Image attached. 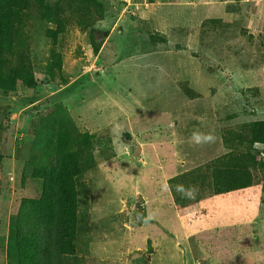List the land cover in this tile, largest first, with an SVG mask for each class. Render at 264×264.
I'll return each instance as SVG.
<instances>
[{
	"label": "trees",
	"instance_id": "trees-1",
	"mask_svg": "<svg viewBox=\"0 0 264 264\" xmlns=\"http://www.w3.org/2000/svg\"><path fill=\"white\" fill-rule=\"evenodd\" d=\"M179 1L167 0L157 8L154 0H146L155 11L173 5L195 8L178 5ZM136 2L137 0H133V4ZM196 2L198 0H195ZM124 3L117 1L116 9L112 10L113 6L105 0H0V166L8 159L7 151L13 134H22L18 141L22 142V149L17 151L16 155L20 157H17L16 161L23 165L21 185L29 184L30 194L34 193L32 197H21L16 212L8 220L6 239L0 241L1 251L6 254V264H100L97 263L98 258L108 257L102 239L100 242H94V237L100 229L93 223L95 199H92L96 195L98 161L116 159L121 151L120 146L113 148L111 138L88 131L86 126H81L78 120L71 116V109L63 97L72 82L65 73L68 64H62L61 56L50 51L52 63L43 71V79L37 78L30 30L33 27L36 34L41 30L45 41L55 45L66 37L70 28L76 26L81 32L86 31L89 51L97 58L100 39L106 34L96 28L95 24L105 19L107 11L120 12ZM218 4L220 9L216 8L214 1L204 5L203 7L210 9L205 15H215L206 19L198 18L194 24L198 30L204 27L208 36L214 35V39L209 41L207 46L208 49L216 50L217 57H224L229 53L223 50L226 45L230 46V49H236L235 57L240 52L247 54V67L254 71L255 75L251 80L252 85H248L250 88L240 87L234 93L236 96L229 94L222 102H219L221 98L218 97V87L213 86L209 90L205 85L207 80H211L214 85L213 78L209 76L214 72V68L206 66L203 61L200 66L193 61L190 63L189 70L196 72L195 75H173L176 78L173 87L182 98L170 106L169 113H174L173 109L180 108L182 111L178 115L181 116L187 110L190 115L197 114L198 121L204 125L198 126V121L193 120L195 122L192 123L193 121L187 119L184 123L177 122L168 127V136L171 135V139L175 140L171 141L173 150L181 148V152L186 156L172 159L181 163L188 161L184 169L188 166L191 169L185 172L202 166L207 168L213 203L222 204V199L228 197L235 199L246 190L258 192L257 206L264 216V151L260 148L264 146V119H251L257 109L264 113V2L262 0L261 7L257 8L253 26H248L244 18L248 3L240 0H219ZM138 18L140 17L134 16L128 19L131 20L129 29L136 32L134 45L142 49L141 55L162 52L160 46H153L144 39L158 38L157 35H161L158 32L159 26L155 24L153 27L146 21L140 25ZM205 20L211 24L204 26ZM88 21L91 22L84 30L82 27ZM137 23L139 26L134 29L132 26ZM195 38L196 36L192 39L188 37L186 44L195 46ZM169 42L165 35L162 44L159 40V44L167 48ZM55 69L58 70V79H55ZM77 72V67H74L68 73L73 75ZM197 75L201 82L198 85L202 88L200 92L191 89ZM45 83L55 84L56 88L60 85V88L55 89V94L39 104L40 97L44 95L37 93L36 89ZM214 94L218 96L212 101ZM201 98L209 99L210 103H201ZM41 105L44 106L43 109ZM32 116L37 121V126L32 127V135L27 139L26 135L31 132L29 127L23 129V126L26 119L31 118L33 121ZM16 118L19 125L14 131ZM189 141L192 142L190 149L187 148ZM197 146L200 150L194 152L193 149ZM111 156L112 158H109ZM119 166L121 168L124 165ZM182 173H169L166 180L171 200L169 204L173 208L184 210L181 213H185L187 219L198 218L196 213L206 206L197 204L190 190H186L182 182L185 173ZM255 178L260 179L258 185L252 184ZM180 188L183 191H178ZM134 198L127 197L126 204L128 203L129 207L130 203L139 199L138 196ZM119 206H114L107 213L108 224L113 226V230L116 229V222L123 228L119 221L121 216L116 213ZM145 211L146 208L138 203L136 209L127 211L130 215L125 216L136 226L152 229L151 226L156 225L160 228L156 223V216ZM226 215L224 210V219ZM84 217L86 224L83 223ZM161 220L162 218L159 219ZM227 224L226 220L218 223L221 227ZM204 229L205 227L199 228L193 233L203 232ZM164 230L165 227L162 228V231ZM171 237L172 233L170 234L168 229L159 235L158 240L151 235L149 241H152L151 244L166 242V245H170ZM86 240L88 242H85ZM157 247L160 249L162 246L159 244ZM218 255L226 256L225 253Z\"/></svg>",
	"mask_w": 264,
	"mask_h": 264
},
{
	"label": "rangeland",
	"instance_id": "rangeland-1",
	"mask_svg": "<svg viewBox=\"0 0 264 264\" xmlns=\"http://www.w3.org/2000/svg\"><path fill=\"white\" fill-rule=\"evenodd\" d=\"M105 1L113 6L112 10L116 9L117 1L125 2V5L120 12L107 11L105 19L95 24L96 28L106 34L100 39L97 58L89 51L86 31L81 32L76 26L70 28L66 37L55 45L45 41L41 30L37 34L33 27L30 30L32 58L37 78L42 80L43 71L52 63L50 51L61 56L62 64L65 66L68 64L65 73L72 82L63 97L71 109L69 110L71 116L77 119L81 126H86L88 131L111 138L113 148L117 149L120 146L121 151L116 159L98 161L97 165L99 169L96 195L92 199H95L93 223L98 225L100 232L96 233L95 237L93 234L92 237L94 242H100L102 239L105 244L103 248L107 250L108 255L98 258L97 263L264 264V216L257 206L258 192L246 190L235 199L223 198L222 204L218 202L216 207L201 208L196 213L198 218L192 221L186 220L181 212L171 207L166 185L169 173L178 175L183 172L186 175L182 176V182L194 199L199 200L211 194L207 168L202 166L185 172L191 169L189 166L184 169V165L187 166L189 162L181 163L172 159L186 156L181 152V148L173 150L171 141L175 140L171 139V135L168 136V127L177 122L184 123L187 119L190 122L199 120L197 114L190 115L187 110L181 116L178 115L182 111L180 108H175L174 113H169L170 106L182 98L173 87L176 80L173 75L176 73L178 76L195 75L196 72L189 70L190 63L193 61L200 66L203 61L206 66L214 68V72L209 75L213 78L214 85L211 80H207L205 85L209 90L217 86L220 93L219 96L214 94L211 100L214 101L218 96L221 98L219 102H222L229 94L236 96L234 93L240 87L248 89L250 88L248 85H252L251 80L255 74L247 67L248 55L240 52L235 57L236 49H230L227 45L223 50L229 53L224 57H217L216 50L208 49V42L214 39V35H211L213 38L208 36L204 27L200 31L194 23L198 18L206 19L215 14L205 15L210 9L203 7L201 2H197L194 9L173 5L155 11L146 0H137L136 4H133V0ZM166 1L154 0V3L159 8ZM213 1L217 5L216 8L220 9L219 0H209V3ZM261 1L253 0L248 3L244 15L248 26H253L252 21L257 14V8L261 7ZM182 4L184 3L181 0L180 5ZM134 16L140 17L137 20L140 25L146 21L153 27L155 24L159 26L158 32L161 35H157L158 38L144 39L153 46L154 44L156 47L160 46L162 52L141 55L142 49L133 42L136 32L129 29L131 20L128 18ZM259 16L261 17V14ZM121 17L123 18L120 19ZM206 21L203 23L204 26L211 24ZM90 22H85L82 28L86 30ZM139 24L130 26L135 29ZM163 35L170 40L169 48L161 45ZM195 36V46L186 44L188 37L192 39ZM74 67H77L78 72L70 75L68 72ZM245 67L247 69H244ZM54 74L55 79H58L57 69L54 70ZM198 79L200 78L197 75L194 83L191 80L193 83L191 89L200 92L202 88L198 87L201 83ZM57 88L59 89L60 85ZM57 88L55 84L50 83L39 86L36 92L44 95L40 97L39 104L55 94ZM201 103H210V100L201 98ZM43 107L41 105V109ZM209 108L211 109L210 106ZM32 118L33 121L31 118L26 119L23 126V129L29 127V132L33 126H37V121L33 116ZM17 119L14 120V131L19 125ZM251 119L263 120L264 113L257 109ZM198 122L200 123L198 126L204 125L201 121ZM30 135L32 132L26 137ZM21 138L22 134L16 132L13 134L12 143L7 151L8 159L0 166V241L6 239L8 220L16 212L21 197H32L34 194H30L29 184L21 185L23 165L16 161V158L20 157L16 153L22 149V142L18 143ZM191 147L192 142L189 141L187 148ZM198 149L200 150L199 146L193 151L197 152ZM120 164L124 166L120 168ZM128 196L132 198L138 196L139 199L130 203L129 207L128 203L126 204ZM138 203L146 208L147 214L151 212L156 216V223L160 228L156 225L151 226L152 229L147 226H136L125 216L130 215L127 211L135 210ZM117 205L120 206L116 213L121 216L119 221L123 228L116 222V229L113 230V226L108 224L107 213ZM224 210L227 213L225 219ZM224 220L228 221L227 226L218 225ZM83 223L86 224L85 217ZM163 227L166 228L164 231L169 229L170 234L172 233L170 245H166L165 242L159 243L162 246L160 249L157 247L158 243L155 244V248L151 247L152 241H149L151 235L158 240L159 235L164 232ZM202 227L206 228L205 233L190 235L188 238V233ZM1 250L0 247V264H6V254ZM216 253H225L226 256L220 257Z\"/></svg>",
	"mask_w": 264,
	"mask_h": 264
},
{
	"label": "crops",
	"instance_id": "crops-1",
	"mask_svg": "<svg viewBox=\"0 0 264 264\" xmlns=\"http://www.w3.org/2000/svg\"><path fill=\"white\" fill-rule=\"evenodd\" d=\"M181 1V0H180ZM180 1L178 2V5H180ZM183 1V3L184 4H182L183 6H186V5H188V6H191V7H196L197 5H196V3H195V0H182ZM198 2H201V4H202V6H204V5H207V4H211V3H209L208 1L207 2H203L202 0H198ZM243 2H245V3H249V2H251L250 0L248 1V0H244ZM247 10H245V12H246ZM260 183V179L259 178H255V179H253V185H258ZM169 201L171 202V200H170V198H169ZM202 204V205H205L206 207H203V208H207V207H216L217 205V203H213L212 202V194H209V196H207V197H203V198H201V199H199V200H197V204ZM174 210H176V208L174 207ZM177 211V210H176ZM178 212V211H177ZM184 212V211H183ZM180 215V214H179ZM182 215H184V218L186 219V220H194V219H197V218H192V219H187V216H186V214L185 213H182ZM256 216H258L257 215V213L255 214ZM199 228H195V230L197 231ZM206 229V228H205ZM195 232V231H194ZM204 232V231H203ZM200 235L201 234V231H199V232H197L196 234L195 233H189V236H188V238L190 237V235H195V236H197V235ZM194 236V237H195ZM151 247H153V248H155V246H154V244H151Z\"/></svg>",
	"mask_w": 264,
	"mask_h": 264
},
{
	"label": "clouds",
	"instance_id": "clouds-1",
	"mask_svg": "<svg viewBox=\"0 0 264 264\" xmlns=\"http://www.w3.org/2000/svg\"><path fill=\"white\" fill-rule=\"evenodd\" d=\"M260 148H261L262 151H264V146H261ZM178 191H183V189L180 188V189H178ZM168 198H169V195H168ZM153 204H156V202H153ZM176 210H177L178 212H183V211H184V210H178L177 208H176ZM154 246H155V244H154Z\"/></svg>",
	"mask_w": 264,
	"mask_h": 264
}]
</instances>
